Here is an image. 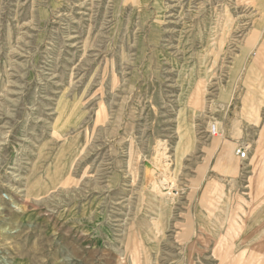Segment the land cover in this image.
Here are the masks:
<instances>
[{
  "label": "rangeland",
  "instance_id": "1",
  "mask_svg": "<svg viewBox=\"0 0 264 264\" xmlns=\"http://www.w3.org/2000/svg\"><path fill=\"white\" fill-rule=\"evenodd\" d=\"M0 264H264L263 3L0 0Z\"/></svg>",
  "mask_w": 264,
  "mask_h": 264
},
{
  "label": "bare ground",
  "instance_id": "2",
  "mask_svg": "<svg viewBox=\"0 0 264 264\" xmlns=\"http://www.w3.org/2000/svg\"><path fill=\"white\" fill-rule=\"evenodd\" d=\"M149 165V164H148ZM148 175V174H147ZM164 178V179H163ZM162 178V183H163V186H169L171 189H174L176 188V180L173 179V178H168L167 176H163Z\"/></svg>",
  "mask_w": 264,
  "mask_h": 264
},
{
  "label": "built area",
  "instance_id": "3",
  "mask_svg": "<svg viewBox=\"0 0 264 264\" xmlns=\"http://www.w3.org/2000/svg\"><path fill=\"white\" fill-rule=\"evenodd\" d=\"M238 155H239L240 159H242V160H245L247 158L246 150L245 151L244 150H238Z\"/></svg>",
  "mask_w": 264,
  "mask_h": 264
},
{
  "label": "crops",
  "instance_id": "4",
  "mask_svg": "<svg viewBox=\"0 0 264 264\" xmlns=\"http://www.w3.org/2000/svg\"><path fill=\"white\" fill-rule=\"evenodd\" d=\"M231 1V4H234L236 3L237 0H230ZM254 1H261L263 3V6H264V0H254ZM246 152H247V156H248V149H246ZM237 157L238 159L243 163L244 160L240 159L239 155H238V151H237ZM247 159V158H246Z\"/></svg>",
  "mask_w": 264,
  "mask_h": 264
}]
</instances>
